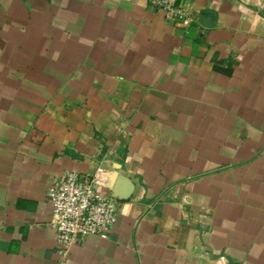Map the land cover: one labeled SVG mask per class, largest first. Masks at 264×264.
<instances>
[{
  "label": "crops",
  "instance_id": "crops-1",
  "mask_svg": "<svg viewBox=\"0 0 264 264\" xmlns=\"http://www.w3.org/2000/svg\"><path fill=\"white\" fill-rule=\"evenodd\" d=\"M0 0V264H264V0ZM116 199L55 244L65 170Z\"/></svg>",
  "mask_w": 264,
  "mask_h": 264
},
{
  "label": "built area",
  "instance_id": "built-area-1",
  "mask_svg": "<svg viewBox=\"0 0 264 264\" xmlns=\"http://www.w3.org/2000/svg\"><path fill=\"white\" fill-rule=\"evenodd\" d=\"M162 11L165 19L186 28L193 18L186 0H148ZM98 167L91 174L63 171L47 190L51 206V224L56 229L55 244L63 255L78 240L88 236L107 238L117 220V197L97 190Z\"/></svg>",
  "mask_w": 264,
  "mask_h": 264
},
{
  "label": "water",
  "instance_id": "water-1",
  "mask_svg": "<svg viewBox=\"0 0 264 264\" xmlns=\"http://www.w3.org/2000/svg\"><path fill=\"white\" fill-rule=\"evenodd\" d=\"M131 186V183L128 181L116 184L114 187H111L112 196L122 200L128 199L131 194Z\"/></svg>",
  "mask_w": 264,
  "mask_h": 264
}]
</instances>
